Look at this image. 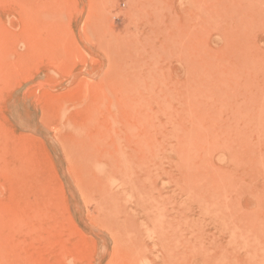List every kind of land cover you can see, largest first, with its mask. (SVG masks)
I'll return each mask as SVG.
<instances>
[{
    "label": "rangeland",
    "instance_id": "obj_1",
    "mask_svg": "<svg viewBox=\"0 0 264 264\" xmlns=\"http://www.w3.org/2000/svg\"><path fill=\"white\" fill-rule=\"evenodd\" d=\"M262 62L264 0H0V264H264Z\"/></svg>",
    "mask_w": 264,
    "mask_h": 264
},
{
    "label": "bare ground",
    "instance_id": "obj_2",
    "mask_svg": "<svg viewBox=\"0 0 264 264\" xmlns=\"http://www.w3.org/2000/svg\"><path fill=\"white\" fill-rule=\"evenodd\" d=\"M261 59H262V58H261ZM261 59H260V60H261ZM262 60H263V59H262ZM258 62H259V61H258ZM250 63H251V62H250ZM255 63H256V62H255ZM262 63H264V62H262ZM235 64H236V63H235ZM234 67H235V66H234ZM213 79H214V78H213ZM214 87H215V86H214ZM258 91H259V90H258ZM253 102H254V101H253ZM251 104H252V103H251ZM261 104H262V103H261ZM263 104H264V103H263ZM245 105H246V104H245ZM254 106H255V105H254ZM244 107H245V106H244ZM241 109H242V107H241ZM245 109H247V108H245ZM233 110H234V109H233ZM242 110H243V109H242ZM247 111H248V110H247ZM250 111H251V110H250ZM255 111H256V110H255ZM232 113H233V112H232ZM236 113H237V112H236ZM245 113H246V112H245ZM248 113H249V112H247L246 114H248ZM251 113H252V112H251ZM256 113H257V112H256ZM240 114H241V116H242V113H240ZM246 114H245V115H246ZM259 114H260V113H259ZM262 114H263V113H262ZM248 115H249V114H248ZM248 115H247V116H248ZM158 116H159V115H158ZM193 116H194V115H193ZM203 116H204V115H203ZM249 116H250V115H249ZM258 116H259V115H258ZM157 118H158V117H157ZM169 118H170V117H169ZM247 118H248V117H247ZM256 118H257V117H256ZM195 119H196V118H195ZM213 119H214V118H213ZM213 119H212V120H213ZM239 119H240V118H239ZM239 119H238V120H239ZM254 119H255V118H254ZM186 121H187V120H186ZM245 121H247V120H245ZM250 121H252V120H250ZM258 121H259V120H258ZM151 122H152V121H151ZM231 122H232V121H231ZM239 122H240V121H239ZM189 123H190V122H189ZM163 124H164V123H163ZM163 124H162V125H163ZM257 124H258V123H257ZM173 125H174V124H173ZM190 125H191V124H190ZM237 125H240V124H237ZM159 126H160V125H159ZM163 127H164V126H163ZM173 127H174V126H173ZM178 127H179V126H178ZM182 127H183V126H182ZM223 127H224V126H223ZM236 127H237V126H236ZM254 127H255V125H254ZM257 127H258V126H257ZM248 128H249V127H248ZM255 128H256V127H255ZM258 128H259V127H258ZM258 128H257V129H258ZM260 128H261V127H260ZM262 128H263V126H262ZM185 130H186V129H185ZM188 130H190V129L188 128ZM177 131H178V130H177ZM183 131H184V130H183ZM179 132H180V131H179ZM240 132H241V131H240ZM184 133H185V132H184ZM186 133H187V132H186ZM190 133H191V132H190ZM190 133H189V134H190ZM189 134H187V135H189ZM194 134H195V133H194ZM244 135H245V134H244ZM165 136H166V135H165ZM175 137H176V135H175ZM186 137H187V136H186ZM186 137H185V138H186ZM199 137H200V136H199ZM177 138H180V137H177ZM189 138H190V137H189ZM165 139H166V138H165ZM196 139H198V138H196ZM205 139H206V138H205ZM139 140H140V139H139ZM162 140H163V139H162ZM176 140H177V139H176ZM194 140H195V139H194ZM190 141H191V140H190ZM176 142H177V141H176ZM186 142H187V141H186ZM188 142H189V141H188ZM248 142H249V141H248ZM164 143H166V142H164ZM193 143H194V142H193ZM179 144H181V143H179ZM190 144H191V143H190ZM136 145H137V144H136ZM174 145H175V144H174ZM247 145H248V144H247ZM137 146H138V145H137ZM170 147H171V146H170ZM174 147H175V146H174ZM193 147H194V146H193ZM198 148H199V147H198ZM177 149H178V148H177ZM189 149H190V147H189ZM172 150H173V149H172ZM187 150H188V149H187ZM184 151H185V150H184ZM188 152H189V151H188ZM191 152H192V151H191ZM194 152H195V151H194ZM205 153H207V152H205ZM189 154H190V153H189ZM184 155H185V154H184ZM195 155H196V154H195ZM189 156H190V155H189ZM192 157H193V156H192ZM189 158H190V157H189ZM181 159H182V158H181ZM184 159H185V158H184ZM262 160H263V159H262ZM186 161H187V160H186ZM191 161L193 162V160H191ZM183 163H184V162H183ZM188 163H189V162H188ZM184 164H185V163H184ZM186 165H187V164H186ZM261 166L263 167V165H261ZM183 167H184V166H183ZM183 167H181V169H184ZM256 167H257V166H256ZM185 168H186V167H185ZM187 168H188V167H187ZM189 168H190V167H189ZM187 172H188V170H187ZM184 173H185V172H184ZM184 173H183V174H184ZM188 174H189V172H188ZM186 175H187V174H186ZM186 175H185V177H186ZM183 176H184V175H183ZM186 178H187V177H186ZM222 179H223V178H222ZM190 180H191V179H190ZM224 181H225V180H224ZM220 182H221V181H220ZM223 183H224V182H223ZM218 184H219V183H218ZM231 184H232V183H231ZM190 185H191V184H190ZM232 186H233V185H232ZM234 186H235V185H234ZM234 186H233V187H234ZM218 187H220V186H218ZM223 188H224V185H223ZM201 189H202V187H201ZM201 189H200V190H201ZM214 190H215V189H214ZM224 190H225V189H224ZM204 192H205V191H204ZM210 192H211V191H210ZM221 192H222V191H221ZM191 193H192V192H191ZM214 194H216V193H214ZM191 195H192V194H191ZM204 195H206V194H204ZM212 195H213V194H212ZM221 195H222V194H221ZM210 196H211V195H210ZM218 196H219V195H218ZM220 197H221V196H220ZM216 198H217V197H216ZM211 199H212V198H211ZM217 199H218V198H217ZM221 200H222V199H221ZM212 201H213V200H212ZM204 202H205V201H204ZM208 203H209V201H208ZM214 203H215V202H214ZM204 205H205V204H204ZM210 205H211V204H210ZM210 205H209V206H210ZM221 205H222V204H221ZM218 207H219V206H218ZM222 207H223V205H222ZM202 208H203V207H202ZM206 208L208 209V207H206ZM206 208H205V209H206ZM220 208H221V207H220ZM210 209H211V208H210ZM222 209H223V208H222ZM222 212H223V211H222ZM219 214H221V213H219ZM225 215H226V214H225ZM231 216H232V215H231ZM231 216H230V217H231ZM222 218H223V217H222ZM225 219H226V218H225ZM229 220H230V219H229ZM221 221H222V220H221ZM230 221H231V220H230ZM222 222H223V221H222ZM227 223H228V222H227ZM225 224H226V223H225ZM229 224H230V223H229ZM261 226H262V225H261ZM250 228H252V227H250ZM256 228H257V227H256ZM261 228L263 229V227H261ZM248 230H249V229H248ZM263 232H264V231H263ZM233 234H234V233H233ZM255 234H256V233H255ZM240 235H241V234H240ZM255 237H256V235H255ZM239 239H240V238H239ZM239 239H237V240H239ZM256 240H257V239H256ZM255 242H256V241H255ZM260 242H261V241H260ZM239 244H241V243H239ZM241 245H242V244H241ZM254 245H255V244H254ZM244 246H245V245H244ZM251 246H253L252 243H251ZM251 248H252V247H251ZM253 248H254V246H253ZM248 249H249V248H248ZM250 250H251V249H250ZM239 253H240V252H239ZM256 253H257V252H256ZM250 255H253V254H250ZM254 256H257V255H254ZM207 257H208V256H207ZM206 259H207V258H206ZM206 259H205V260H206ZM208 259H210V257H209ZM260 259H261V258H260ZM250 261H251V260H250ZM254 261H255V259H254ZM256 261H257V260H256ZM207 262H208V261H207ZM257 262H258V261H257ZM230 264H231V263H230ZM233 264H234V263H233ZM237 264H238V263H237ZM254 264H255V263H254Z\"/></svg>",
    "mask_w": 264,
    "mask_h": 264
}]
</instances>
